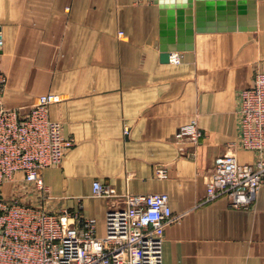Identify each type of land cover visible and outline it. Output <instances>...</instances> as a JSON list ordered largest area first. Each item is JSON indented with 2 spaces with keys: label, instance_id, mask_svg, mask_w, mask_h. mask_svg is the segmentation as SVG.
Wrapping results in <instances>:
<instances>
[{
  "label": "crops",
  "instance_id": "obj_1",
  "mask_svg": "<svg viewBox=\"0 0 264 264\" xmlns=\"http://www.w3.org/2000/svg\"><path fill=\"white\" fill-rule=\"evenodd\" d=\"M171 11L183 42L194 31L177 64L160 58L155 0H0L3 105L26 111L35 96L57 94L48 116L73 143L41 173L45 201L19 175L0 195L78 212L102 237L111 200L92 196L94 181L115 195L165 193L175 219L162 264H264V185L247 208L205 202L218 156L255 158L239 145L238 109L264 71V0H173ZM192 119L201 137L182 152L174 135Z\"/></svg>",
  "mask_w": 264,
  "mask_h": 264
},
{
  "label": "built area",
  "instance_id": "obj_2",
  "mask_svg": "<svg viewBox=\"0 0 264 264\" xmlns=\"http://www.w3.org/2000/svg\"><path fill=\"white\" fill-rule=\"evenodd\" d=\"M2 44L0 31V50ZM181 58V51L169 52L170 63ZM5 82L0 71V189L19 175L41 203L48 198L42 171L58 165L73 143L63 136L61 123L48 116L57 94L37 95L22 111L3 105ZM238 116L239 145L255 158L240 163L232 153L218 156L205 202L226 197L231 207L247 208L264 185V71H257L251 86L241 91ZM200 137L196 119L174 135L182 152L183 144L197 145ZM92 196L111 200L102 237L95 236L96 221L78 212L49 213L0 195V264H162L164 228L175 219L167 194L115 195L94 181Z\"/></svg>",
  "mask_w": 264,
  "mask_h": 264
},
{
  "label": "water",
  "instance_id": "obj_3",
  "mask_svg": "<svg viewBox=\"0 0 264 264\" xmlns=\"http://www.w3.org/2000/svg\"><path fill=\"white\" fill-rule=\"evenodd\" d=\"M172 1L173 0H155L163 14L160 30V58L162 61H168V55L170 51H185L191 49L192 46L191 38L194 34V31L187 32L190 39L185 43L183 42L182 38L179 37L180 32L172 30Z\"/></svg>",
  "mask_w": 264,
  "mask_h": 264
},
{
  "label": "rangeland",
  "instance_id": "obj_4",
  "mask_svg": "<svg viewBox=\"0 0 264 264\" xmlns=\"http://www.w3.org/2000/svg\"><path fill=\"white\" fill-rule=\"evenodd\" d=\"M4 183H5V182H4ZM4 183H3V184H4Z\"/></svg>",
  "mask_w": 264,
  "mask_h": 264
}]
</instances>
